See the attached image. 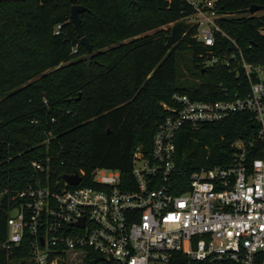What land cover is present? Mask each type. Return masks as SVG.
Masks as SVG:
<instances>
[{"label": "trees", "instance_id": "1", "mask_svg": "<svg viewBox=\"0 0 264 264\" xmlns=\"http://www.w3.org/2000/svg\"><path fill=\"white\" fill-rule=\"evenodd\" d=\"M84 8L81 29L87 52L70 21L68 0H0V185L20 190L44 175L30 163L49 159L48 177L95 169L119 171L131 180V156H146L153 135L174 94L197 101L242 97L247 85L241 60L264 63V0H215L229 18L206 46L192 28L177 44L166 46L163 27L193 14L183 0H76ZM245 15L233 18L232 15ZM59 29L56 32V27ZM154 31L153 33H149ZM189 75L179 71L183 54ZM220 63L207 66L210 59ZM227 62V64L225 63ZM249 114H234L175 135L174 179L185 190L189 175L233 162V143L250 138ZM255 156H252L254 158ZM0 214V240L6 236ZM0 264H33L27 247L0 249Z\"/></svg>", "mask_w": 264, "mask_h": 264}, {"label": "built area", "instance_id": "2", "mask_svg": "<svg viewBox=\"0 0 264 264\" xmlns=\"http://www.w3.org/2000/svg\"><path fill=\"white\" fill-rule=\"evenodd\" d=\"M183 1L193 9L188 20L197 41L212 46L217 33L227 37L218 20L230 16L216 11L215 0ZM258 31L264 36V26ZM240 66L242 97L197 101L174 94L173 106L162 105L167 114L148 155L139 147L132 153L131 180L95 169L89 177L71 174L80 178L76 186L50 181L47 158L30 163L43 180L20 190L0 185L7 228L0 249L25 245L33 264H264V63ZM238 113L251 115L255 128L233 143V162L192 172L175 194L183 189L174 179L176 133Z\"/></svg>", "mask_w": 264, "mask_h": 264}, {"label": "water", "instance_id": "3", "mask_svg": "<svg viewBox=\"0 0 264 264\" xmlns=\"http://www.w3.org/2000/svg\"><path fill=\"white\" fill-rule=\"evenodd\" d=\"M72 6L70 9V21L73 25V30L75 31L77 38L79 39L80 45L87 52L86 56V64L87 68L90 65L92 47L88 43L84 33L81 29V20L79 18V14L84 11V8L80 5L75 4L76 0H68ZM259 11V8L256 6H251L249 8V14L254 15ZM193 27V22L184 18L179 21H176L170 27L169 34L166 37V46L171 47L177 44L184 37V34L188 33ZM62 180L65 181L68 185L76 186L80 182V178L77 175H63ZM0 214L2 211L0 210ZM17 212L15 210L12 211L11 217H15Z\"/></svg>", "mask_w": 264, "mask_h": 264}, {"label": "rangeland", "instance_id": "4", "mask_svg": "<svg viewBox=\"0 0 264 264\" xmlns=\"http://www.w3.org/2000/svg\"><path fill=\"white\" fill-rule=\"evenodd\" d=\"M255 15H258V16L264 15V10L258 11ZM244 16L245 15H241V14L240 15H232L233 18L244 17ZM171 26H172V24H169V25L163 27V29H167V28L170 29ZM153 32L154 31H151L149 33H153ZM189 67H190V63L188 62V56L184 53L182 59L179 62V70H180L179 72L182 75H184V78L188 77V75H189V73L187 71V69Z\"/></svg>", "mask_w": 264, "mask_h": 264}]
</instances>
